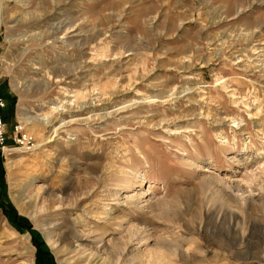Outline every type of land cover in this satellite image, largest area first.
Here are the masks:
<instances>
[{"label":"rangeland","instance_id":"1","mask_svg":"<svg viewBox=\"0 0 264 264\" xmlns=\"http://www.w3.org/2000/svg\"><path fill=\"white\" fill-rule=\"evenodd\" d=\"M263 61L264 0H0V201L55 264H264Z\"/></svg>","mask_w":264,"mask_h":264},{"label":"trees","instance_id":"2","mask_svg":"<svg viewBox=\"0 0 264 264\" xmlns=\"http://www.w3.org/2000/svg\"><path fill=\"white\" fill-rule=\"evenodd\" d=\"M4 100L6 102V107L3 109L4 110L7 108L8 111V116H12L13 114V107L15 104V98L11 97H4ZM4 118L7 116L3 115ZM2 170V169H1ZM3 175V172H2ZM2 175L0 172V182L2 179ZM2 184V182H1ZM4 193L2 192V187L0 186V200ZM7 207L3 205V203L0 201V208L2 211L7 215V217L10 218L11 223L16 229L19 231L27 229L31 233V242L33 246L35 247V261L37 264H44L45 262H50V264H55L53 257L50 253V251L46 248L44 241L41 239L40 234L35 231L34 229H31L30 224L27 222V219L18 215L17 211L14 209L13 205L10 202H7Z\"/></svg>","mask_w":264,"mask_h":264},{"label":"built area","instance_id":"3","mask_svg":"<svg viewBox=\"0 0 264 264\" xmlns=\"http://www.w3.org/2000/svg\"><path fill=\"white\" fill-rule=\"evenodd\" d=\"M6 107L5 100L0 96V149L6 147V124L3 117V109ZM13 140L16 144L27 145L30 143L29 136L25 132H21L19 126H15Z\"/></svg>","mask_w":264,"mask_h":264},{"label":"bare ground","instance_id":"4","mask_svg":"<svg viewBox=\"0 0 264 264\" xmlns=\"http://www.w3.org/2000/svg\"><path fill=\"white\" fill-rule=\"evenodd\" d=\"M259 61V60H258ZM263 63H264V61H263ZM74 92V91H73ZM75 93V92H74ZM77 96V95H76ZM145 99V98H144ZM58 107H60V106H52V109H57ZM98 218H101L102 216H101V214H98V216H97Z\"/></svg>","mask_w":264,"mask_h":264}]
</instances>
